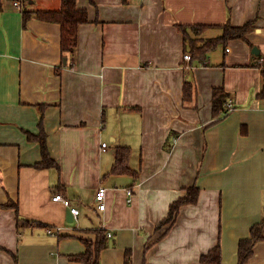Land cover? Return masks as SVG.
Segmentation results:
<instances>
[{"label":"crops","instance_id":"obj_1","mask_svg":"<svg viewBox=\"0 0 264 264\" xmlns=\"http://www.w3.org/2000/svg\"><path fill=\"white\" fill-rule=\"evenodd\" d=\"M15 1L22 9L60 6L1 0L0 204L18 211L0 206V264H83L74 258L85 249L80 238L94 239L100 227L108 237L100 264H125L127 250L129 264H199L218 242L221 263L238 264V242L264 217V0H76L88 21L67 59L60 25L31 18L23 26ZM249 21L244 39L203 61L184 59L192 38ZM192 24L211 27L196 36ZM185 82L193 84L187 97ZM217 87L233 109L214 116ZM41 104L58 168L34 166L40 145L26 132H39ZM116 146L130 147L137 177L109 173ZM191 185L196 202L159 227ZM56 193L78 208L76 219L67 220ZM261 236L246 264H264V226Z\"/></svg>","mask_w":264,"mask_h":264},{"label":"trees","instance_id":"obj_2","mask_svg":"<svg viewBox=\"0 0 264 264\" xmlns=\"http://www.w3.org/2000/svg\"><path fill=\"white\" fill-rule=\"evenodd\" d=\"M1 9V0H0ZM22 10V23L26 25L28 20L35 18L38 20L58 23L60 25V50L62 58L67 59L70 54L73 53L78 40V27L80 24L88 21V13L85 8H80L76 4V0H60V6L57 9H28ZM190 31L198 36L202 34L206 29L211 27L207 24H192L187 26ZM222 33L216 37L206 38L204 40L194 37L189 40L190 57L194 56L200 60H205L206 53L212 49H215L218 45L225 46L230 40L244 39L245 35L249 33L253 28V22L249 21L242 25H232L229 22L222 25ZM184 38L186 34V27H181ZM186 40V38H185ZM262 71V89L258 93V97H264V69ZM193 90V84L185 82L183 86L184 96ZM228 99V94L223 87L213 88L212 90V114L214 116L220 115L225 112V107ZM39 110V132L33 134L26 132L27 137L30 140H34L39 143L41 150V160L36 162L34 166L36 168H58L57 162L50 156L47 142L46 133L43 128L44 119V105H37ZM115 161L112 164L109 173L110 174H130L134 178L137 177L138 172L133 170L128 165V159L130 155L129 146H116L115 148ZM198 187L191 185L186 188L184 196L174 200L169 205L168 213L163 220L158 224L159 227L167 226L171 227L176 220L180 206L187 203H195L198 196ZM2 207H13L17 210V204L8 201L5 204H0ZM18 215V214H17ZM18 222L20 223L19 216ZM264 226V217L259 223H255L250 228V237L243 238L238 242V264H246L251 257L253 251L252 247L254 243L261 239V231ZM95 237L94 239L80 238L84 244V251L74 256L77 260L83 264H100L101 251L107 247V234L104 228H96L91 230ZM167 231V230H166ZM128 258V259H127ZM129 251H126L125 264H129ZM199 264H222L221 263V248L219 242L210 248L206 253L202 254L199 258Z\"/></svg>","mask_w":264,"mask_h":264},{"label":"built area","instance_id":"obj_3","mask_svg":"<svg viewBox=\"0 0 264 264\" xmlns=\"http://www.w3.org/2000/svg\"><path fill=\"white\" fill-rule=\"evenodd\" d=\"M14 5L18 8V9H22L21 3L19 1H15ZM184 59L189 60L190 59V55L189 54H185L184 55ZM233 109V105L232 102L230 100L227 101L226 103V107H225V112H230ZM102 148H106V144L102 143L101 144ZM106 188L104 186H99L96 190V194H95V201L97 203V207L99 210H104L105 209V198H106ZM128 193H130V191L128 190ZM52 199L54 201H59L61 202L65 207L68 208L70 214L72 215V217L74 219L77 218V215L79 214V210L78 208L72 206L71 201L66 198L65 196H63L61 193H56L53 195ZM60 230V227H57L55 229L53 228H47L46 231L47 233H55L58 232ZM111 234L108 233V236H110Z\"/></svg>","mask_w":264,"mask_h":264},{"label":"water","instance_id":"obj_4","mask_svg":"<svg viewBox=\"0 0 264 264\" xmlns=\"http://www.w3.org/2000/svg\"><path fill=\"white\" fill-rule=\"evenodd\" d=\"M252 52L253 53H258V49L253 47L252 48ZM66 218H67L68 221L72 220V215L70 214L69 210L66 211Z\"/></svg>","mask_w":264,"mask_h":264},{"label":"rangeland","instance_id":"obj_5","mask_svg":"<svg viewBox=\"0 0 264 264\" xmlns=\"http://www.w3.org/2000/svg\"><path fill=\"white\" fill-rule=\"evenodd\" d=\"M72 223L74 224V221Z\"/></svg>","mask_w":264,"mask_h":264}]
</instances>
